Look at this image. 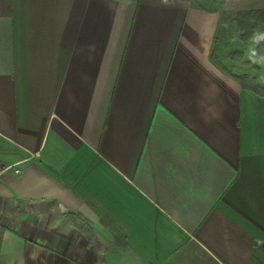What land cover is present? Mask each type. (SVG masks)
I'll use <instances>...</instances> for the list:
<instances>
[{
    "label": "crops",
    "instance_id": "1",
    "mask_svg": "<svg viewBox=\"0 0 264 264\" xmlns=\"http://www.w3.org/2000/svg\"><path fill=\"white\" fill-rule=\"evenodd\" d=\"M217 23L0 0V264H264V96L210 60Z\"/></svg>",
    "mask_w": 264,
    "mask_h": 264
},
{
    "label": "trees",
    "instance_id": "2",
    "mask_svg": "<svg viewBox=\"0 0 264 264\" xmlns=\"http://www.w3.org/2000/svg\"><path fill=\"white\" fill-rule=\"evenodd\" d=\"M197 4L206 9L211 10L214 12H218L216 8L206 7L198 0H195ZM258 17H264V9H251V10H244V11H237L234 14H227L223 12H218V23L216 33L213 39V45L210 52V60L224 73L225 75L232 77L236 80L243 89L250 90L254 92L258 96H264V79H258L255 76L250 75V68L245 67V65H241L236 59L240 58V54L242 51H234L233 53L236 54L233 60L229 61V66L225 67L222 63H225L229 58L228 55H220L218 52L220 50V46L223 42V38H227V43L230 41L231 32H230V25L234 24L235 30L240 32L244 39L247 38H256L253 33V24L251 21ZM256 46L253 49H246L252 57L256 59H260L261 62H264V39L256 38ZM258 66L252 67L255 70H258ZM66 217L73 223V225L80 229L84 234L91 230V228L79 217L75 215L67 214ZM6 228L0 226V245L2 240L3 232Z\"/></svg>",
    "mask_w": 264,
    "mask_h": 264
},
{
    "label": "rangeland",
    "instance_id": "3",
    "mask_svg": "<svg viewBox=\"0 0 264 264\" xmlns=\"http://www.w3.org/2000/svg\"><path fill=\"white\" fill-rule=\"evenodd\" d=\"M198 2H201L206 7L216 8L218 9V12L227 14H234L237 11L251 9H264V5H262V2L259 0H198ZM251 23L253 24L252 30L255 37L258 39H264V17L256 16ZM229 28L231 32L230 41L227 43V38L224 37L218 52L220 55L226 54L229 56V59L225 61V63H222V65L228 67V62L233 60L236 56L233 52L242 51L240 58H235L234 60H237L241 63V65H245V67H251L250 75L255 76L258 79H264V62H261L260 59L252 57V55L246 51V49H253L256 46V38L244 39L242 34L235 30L234 24H231ZM256 65H260L258 66V70L252 68L256 67ZM86 237L88 241H90V244L100 246L98 238L94 235V233L89 231Z\"/></svg>",
    "mask_w": 264,
    "mask_h": 264
},
{
    "label": "built area",
    "instance_id": "4",
    "mask_svg": "<svg viewBox=\"0 0 264 264\" xmlns=\"http://www.w3.org/2000/svg\"><path fill=\"white\" fill-rule=\"evenodd\" d=\"M11 167H12V165H9V166H7L5 169H7V168H11ZM19 171H20V170L17 169V168L14 169V172H15V173H19Z\"/></svg>",
    "mask_w": 264,
    "mask_h": 264
}]
</instances>
